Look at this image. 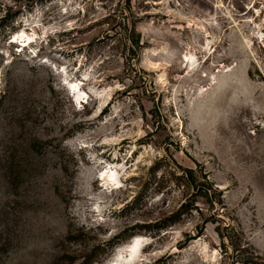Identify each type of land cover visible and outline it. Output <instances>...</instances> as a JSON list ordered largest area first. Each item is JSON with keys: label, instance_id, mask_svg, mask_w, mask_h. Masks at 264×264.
<instances>
[{"label": "rangeland", "instance_id": "obj_1", "mask_svg": "<svg viewBox=\"0 0 264 264\" xmlns=\"http://www.w3.org/2000/svg\"><path fill=\"white\" fill-rule=\"evenodd\" d=\"M0 264H264V0H0Z\"/></svg>", "mask_w": 264, "mask_h": 264}, {"label": "trees", "instance_id": "obj_2", "mask_svg": "<svg viewBox=\"0 0 264 264\" xmlns=\"http://www.w3.org/2000/svg\"><path fill=\"white\" fill-rule=\"evenodd\" d=\"M209 190V189H208Z\"/></svg>", "mask_w": 264, "mask_h": 264}]
</instances>
